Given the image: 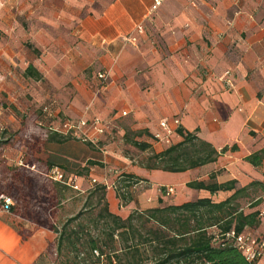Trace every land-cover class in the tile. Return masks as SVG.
Segmentation results:
<instances>
[{"label":"crops","instance_id":"1","mask_svg":"<svg viewBox=\"0 0 264 264\" xmlns=\"http://www.w3.org/2000/svg\"><path fill=\"white\" fill-rule=\"evenodd\" d=\"M153 1L0 0V69L9 70L10 77L19 70L22 81L35 86L37 101H52L44 106L39 123L64 136L48 140L46 134L43 163L62 169L71 182L75 178L71 186L80 191L99 168L110 208L122 216L156 207L159 198L180 204L178 187L184 202L223 200L232 192L211 194L188 186L190 181L209 180L212 173L217 182L235 179L239 187L264 182V158L258 166L246 159L264 150V0H164L149 14ZM140 24L141 33L136 31ZM131 35L135 42L126 39ZM29 66L42 77L26 76ZM104 71L110 72L109 82L97 94L98 74ZM95 116L106 125V134L116 127L119 140L129 146L148 143V149L163 151L183 139L177 131L182 128L227 150L216 161L183 172L135 165L122 153L114 161L108 156L112 150L100 154L64 133L67 123ZM164 119L173 129L171 144L154 139ZM86 131L95 134L93 128ZM106 134L97 137L102 141ZM90 160L102 165H90ZM107 161L138 176L143 188L153 170L173 179L155 193L157 204L150 205L153 198L142 188L135 195L131 190L133 200L123 207L111 187L116 174H102ZM169 186L174 188L170 194ZM255 209L263 212L261 224L246 231L264 238V201ZM55 234L20 222L0 206V264H49L47 251L56 242Z\"/></svg>","mask_w":264,"mask_h":264},{"label":"trees","instance_id":"2","mask_svg":"<svg viewBox=\"0 0 264 264\" xmlns=\"http://www.w3.org/2000/svg\"><path fill=\"white\" fill-rule=\"evenodd\" d=\"M25 75L42 77L32 66L26 69ZM177 131L183 139L163 151L153 152L148 164L144 165L146 168L183 172L214 162L227 150V147L218 150L196 133L182 128ZM48 133V140L64 137L54 131ZM86 143L97 148L91 142ZM134 144L141 150L150 147L148 143ZM263 158L264 150L246 157L255 166L260 165ZM89 163L102 165L94 160ZM45 167L46 171L41 173L42 181L53 180L48 172L57 166L47 163ZM215 178L216 173H212L209 180L190 181L188 186L206 189L211 194L232 192L220 201L201 197L177 204L159 198L156 207L134 209L122 216L110 208L108 186L98 183L89 191L84 206L61 225L47 220L40 206L35 207L36 218L30 219L57 234V256L72 255L74 264H257L249 261L232 243L223 240L216 244L214 240L217 232L232 229L242 232L261 224L263 212L255 208L264 201V182L256 180L239 187L235 179L219 183ZM140 180L135 174L125 172L115 178L121 204L127 205L133 200L130 188ZM53 184L56 201L60 203L66 198L65 190L72 187L71 180L66 177L63 181L54 180ZM247 208L251 210L247 211ZM12 211H15L14 204ZM212 228L217 231L211 232Z\"/></svg>","mask_w":264,"mask_h":264},{"label":"rangeland","instance_id":"3","mask_svg":"<svg viewBox=\"0 0 264 264\" xmlns=\"http://www.w3.org/2000/svg\"><path fill=\"white\" fill-rule=\"evenodd\" d=\"M9 70L0 69V196L2 194L11 196L15 211L13 212L21 222L29 221L35 223L30 218H36L35 207L40 206L43 214H46L52 224L61 223L70 215L78 212L85 203L90 190L97 184L93 181V176L88 178L87 185L80 191L78 188H68L65 190L66 198L60 203L56 201L57 195L54 188V180L42 181L41 173L46 171L45 164L41 159V150L44 139L49 130L39 123L45 105L50 106L52 101L40 102L36 99L35 86H28L22 81L20 71L10 77ZM51 119V117H48ZM50 125V124H49ZM48 125V126H49ZM111 145V146H110ZM109 153L114 161L119 160L117 153L126 155L135 165H147L148 158L155 150H141L132 145L121 142L116 134V127L112 126L110 132L100 141L96 151L100 154ZM102 174H118L120 169L115 163L106 162L103 164ZM100 169L97 168L95 176L97 182H102L98 175ZM105 175V176H106ZM150 180L147 187H140L141 183H136V189L130 191L137 194L142 188L147 196L153 198L152 204L158 203L155 193L164 183L173 179L163 173L153 170L146 175ZM114 177L111 178V182ZM152 183V184H151ZM92 186H91V185ZM154 189V194L151 190ZM181 188L178 187V203L184 202L181 195ZM123 203V202H122ZM126 207V204H122ZM1 206V200H0ZM36 224V223H35ZM56 235V234H55ZM56 243V242H55ZM49 264H74L72 255L70 257H58L56 244L47 251Z\"/></svg>","mask_w":264,"mask_h":264},{"label":"built area","instance_id":"4","mask_svg":"<svg viewBox=\"0 0 264 264\" xmlns=\"http://www.w3.org/2000/svg\"><path fill=\"white\" fill-rule=\"evenodd\" d=\"M163 1L164 0H154L153 4L150 7L149 14H152L153 12L157 11V9L162 5ZM136 31L139 33L143 32V25L142 24L138 25L136 27ZM126 39L135 42L137 38L136 36L131 35L128 36ZM109 78H110L109 71H104L98 74L99 83L95 91L97 94L102 90V88H104L107 85V83L109 82ZM125 114H127V112H123V115ZM173 121L175 125L180 124V120L178 118L174 119ZM160 126L162 130L154 134V139L157 142L171 144L172 143L171 135L173 134L172 127L169 125L166 119L160 122ZM86 128L87 129L93 128V130H95V134L91 135L88 131H86ZM50 129L57 131V129L54 128L53 126L50 127ZM106 132H107L106 125H104L101 118L97 116L93 117L91 120L82 117L75 124L67 123L65 125V130H64V133L66 135H70L73 138H76L83 142H91L97 147L100 144V139L97 136L104 135L106 134ZM116 173H118L116 175L118 176L121 172L116 171ZM48 175L50 178L56 181H63L66 178L65 173L59 167L51 168L48 172ZM74 179L71 182L72 184H74L73 183ZM93 181L96 182L97 184L103 183L107 185L106 180L102 182H97V179L94 178ZM74 186L75 188H77L76 184ZM111 187L117 189V184L115 183V181L113 182ZM132 189H136V185H134ZM173 191L174 188L172 186H169L167 188L168 194L172 193ZM0 200H1V210L4 212H12V206H13L12 198L10 196L2 194L0 196ZM223 240L232 243L239 250H241L249 261H253L256 263L261 262L262 264H264V238H262L261 236L246 230L242 232H237L236 230L232 229L225 233L217 232L214 242L216 244H221Z\"/></svg>","mask_w":264,"mask_h":264}]
</instances>
